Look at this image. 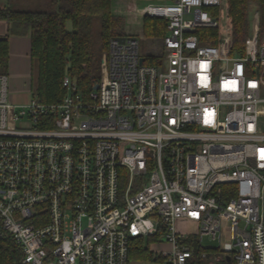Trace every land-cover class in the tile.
<instances>
[{
    "label": "built area",
    "instance_id": "obj_1",
    "mask_svg": "<svg viewBox=\"0 0 264 264\" xmlns=\"http://www.w3.org/2000/svg\"><path fill=\"white\" fill-rule=\"evenodd\" d=\"M222 5H144L157 63L111 37L87 94L66 74L60 101L11 103L0 73V240L22 263L264 264V32L253 9L243 47L228 24L213 44Z\"/></svg>",
    "mask_w": 264,
    "mask_h": 264
},
{
    "label": "trees",
    "instance_id": "obj_2",
    "mask_svg": "<svg viewBox=\"0 0 264 264\" xmlns=\"http://www.w3.org/2000/svg\"><path fill=\"white\" fill-rule=\"evenodd\" d=\"M28 1V0H27ZM26 0L0 7V20L6 25L0 35V73L7 74L9 37L28 35L30 58L36 62L33 96L42 102L60 101L65 93L62 79L67 74L82 93L93 89L100 75L101 54H106L111 37L130 34L124 13L115 12L118 0H37L40 8H26ZM123 1L126 4L127 0ZM232 49L243 47L250 31L251 3L259 12V32H264V0H223ZM127 8V6L125 7ZM142 34L153 43L165 34L164 18L143 14ZM213 44L221 33L218 28H204ZM150 44L149 46H151ZM153 46L144 54L152 62ZM149 53V54H148ZM21 248L9 236L0 240V264H24Z\"/></svg>",
    "mask_w": 264,
    "mask_h": 264
},
{
    "label": "rangeland",
    "instance_id": "obj_3",
    "mask_svg": "<svg viewBox=\"0 0 264 264\" xmlns=\"http://www.w3.org/2000/svg\"><path fill=\"white\" fill-rule=\"evenodd\" d=\"M16 1L17 0H0V7L6 4L14 5ZM127 1L134 2V4L137 6L139 11L144 5L149 4V3H155V0H127ZM127 4L128 3L125 4V7L127 6ZM24 6L26 8H40L41 4L37 0H28L26 5ZM222 7L223 8L226 7L225 3H223ZM252 8L257 9V6L254 3H251L250 9ZM124 12L127 13V8H124ZM131 13H135L137 15L136 17L137 19H135V21H132L131 16L126 17V19L129 17L128 20L132 21V22H129L128 24V26L131 25L130 27L132 30L130 29L128 30V32H132L133 35L138 37L140 53L145 54L149 50V47L151 46H153L154 48H157L160 43V40H158V42L153 43L152 38L151 39L145 38L142 34V31L140 30L141 29V18L139 17V14H137L134 10ZM222 15H225V14L222 12ZM3 24H4V21L0 20V35L4 33V29L2 27ZM221 25H222L221 30L222 28H224L225 25H227V19L225 16L221 18ZM150 44L152 45L149 46ZM105 55H106L105 53L101 54V58H104ZM156 59L157 57H154L152 62H149L148 60H145V61L146 63L156 64L157 63ZM100 72H101V69H100ZM6 75H7V100L8 102H11V103L27 102L33 96V90L35 87V75H36L35 60L31 62L30 72L28 69V73H26V75H23L21 77H16V74L13 75L10 70L7 71ZM202 243L204 245H215L217 244V240L206 235L202 238Z\"/></svg>",
    "mask_w": 264,
    "mask_h": 264
},
{
    "label": "crops",
    "instance_id": "obj_4",
    "mask_svg": "<svg viewBox=\"0 0 264 264\" xmlns=\"http://www.w3.org/2000/svg\"><path fill=\"white\" fill-rule=\"evenodd\" d=\"M127 13L124 12L125 4L123 1H116L113 4L114 11L124 13L125 16H131L132 21H135L137 19V15L135 13H131L133 10L139 14V17L141 18L140 11L138 10L137 6L132 1H127ZM129 18V17H128ZM127 18V32L131 29V25L128 26L129 21ZM4 33L6 31V25L3 24ZM132 30V29H131ZM142 31V22H141V29ZM134 31V30H133ZM130 34H133L132 32H128ZM30 39L28 35L23 36H10L9 37V60H8V70L12 72V74H16V77H21L23 75H26L28 73V69L30 72L31 68V58H30ZM24 103V102H20Z\"/></svg>",
    "mask_w": 264,
    "mask_h": 264
},
{
    "label": "water",
    "instance_id": "obj_5",
    "mask_svg": "<svg viewBox=\"0 0 264 264\" xmlns=\"http://www.w3.org/2000/svg\"><path fill=\"white\" fill-rule=\"evenodd\" d=\"M124 36H121L120 39L123 40ZM144 59L143 56L140 57V60L142 61ZM101 65H103V61L101 60ZM98 84L96 83L93 87L96 88Z\"/></svg>",
    "mask_w": 264,
    "mask_h": 264
}]
</instances>
